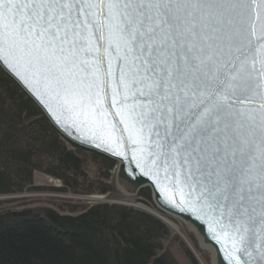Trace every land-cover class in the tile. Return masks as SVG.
Masks as SVG:
<instances>
[{"label": "snow or ice", "instance_id": "6c2138e0", "mask_svg": "<svg viewBox=\"0 0 264 264\" xmlns=\"http://www.w3.org/2000/svg\"><path fill=\"white\" fill-rule=\"evenodd\" d=\"M0 63L264 264V0H0Z\"/></svg>", "mask_w": 264, "mask_h": 264}, {"label": "trees", "instance_id": "16d2710c", "mask_svg": "<svg viewBox=\"0 0 264 264\" xmlns=\"http://www.w3.org/2000/svg\"><path fill=\"white\" fill-rule=\"evenodd\" d=\"M70 147L0 66V264H182L167 243L173 231L158 216L134 205L85 203L89 194L117 193L111 176L117 165L110 158ZM90 162L99 166L94 179ZM36 172L60 179L63 186L35 185ZM49 191L81 199L23 196ZM151 196V190L143 188L138 200L152 206ZM46 199L63 202L66 213L25 207ZM181 247L189 264H200L184 243Z\"/></svg>", "mask_w": 264, "mask_h": 264}, {"label": "water", "instance_id": "95a60500", "mask_svg": "<svg viewBox=\"0 0 264 264\" xmlns=\"http://www.w3.org/2000/svg\"><path fill=\"white\" fill-rule=\"evenodd\" d=\"M0 66L3 71L8 73L14 79V81L22 87L24 92L27 93L35 103H37L39 108L49 119L50 123L55 126L59 134L62 135V137L65 138L71 145H74L75 147L77 146L85 151H90L97 155H102L108 159L110 158L119 165L118 172L116 174V183L119 187L123 188L125 193L132 195L143 188H149L151 190L153 201L155 202L156 207H158L159 210L165 214L181 219L187 226H189V228L195 232L196 237L199 239L201 245L212 251L214 264H228L225 254L221 251H218L221 246L213 240L208 223L198 219L196 215L191 214L188 211H180L177 207H174L171 203L167 202L166 199L157 191L152 177L150 175H143L139 170H135V166L128 160H122L121 157L114 155L112 152L106 150V148L97 146L98 142L94 143L85 139H81L78 135L73 134L70 129L66 130L64 127L58 124L53 115L50 114L45 104L36 95H34L7 66H5L3 63H0ZM130 172H134V181L128 178ZM148 211L152 215L158 216L156 212L150 210Z\"/></svg>", "mask_w": 264, "mask_h": 264}, {"label": "rangeland", "instance_id": "374dc122", "mask_svg": "<svg viewBox=\"0 0 264 264\" xmlns=\"http://www.w3.org/2000/svg\"><path fill=\"white\" fill-rule=\"evenodd\" d=\"M64 140L66 141L67 146L70 147L71 144L69 142H67V140L65 138H64ZM88 152H90V151H88ZM116 165H117L116 168L111 171V176H112L113 185H114V187H116L117 193H115V194L112 193L110 195H105V194H101V193L89 194V195L84 196L85 200L87 199L86 200L87 202H85V203L86 204H93V203L95 204V203H100V202H109V203L114 202V203H118V204H125V205H131V206L134 205V206L141 208L143 210L146 209L147 211L150 210V211L155 212L156 209L154 207L156 206V204L153 201V196H151L152 197V199H151L152 203L151 204H153V205L150 206L147 203H145L144 200L143 201L140 199L138 200V198H139L138 193L143 189H141L140 191H138L135 194L128 195L127 193L124 192L122 187H119L117 185L116 174L118 172L119 165L117 163H116ZM89 167H90V170H89L90 177H92L93 179L96 178L94 176L96 173H98L99 166H97V164L95 162H90ZM50 178L54 179L52 177H49L48 175L36 172L34 175L35 185L42 186V187H45V186L54 187V188L63 186V183L60 179L55 178L54 181H51ZM34 195H35V197L40 198V199H45L46 196H48V197H53V196L56 197L57 196L58 199H64V200L71 199V200H77L78 201V199H81L80 195L74 196L71 193L62 194V193H58V192L54 193L51 191H49L45 194H39V193L28 194L27 193V194H24L23 196L30 197V196H34ZM93 195H97V196L103 195L104 197L101 198V200L98 202H93V201L89 200L88 198H86V197L93 196ZM23 196H21V197H23ZM27 205L28 206H25V207H28V208H31L34 210L35 209L41 210L42 208L49 207V208H52L56 211L58 210L62 213H66L65 209H63V208H65V204L63 202H60V201L55 202V201H50L48 199H46L45 201L44 200L43 201L42 200H35L34 203L27 204ZM173 218H174L175 228H179L177 230L175 228L171 227L170 224L165 222L163 220V218H161V219L165 223H167L173 231L174 236L167 243L170 242L169 244L171 245V249L175 252V255L177 256L178 261H181L182 264H189V261L185 257L184 250L181 247V244L184 243L187 246V248L192 251L196 260H198V262L200 264H214L212 251L210 249H206L205 247H203L201 245L199 239L196 237L195 232L191 228H189V226H187L181 219L175 218V217H173ZM173 238H178L179 240L178 241L175 240L172 242Z\"/></svg>", "mask_w": 264, "mask_h": 264}, {"label": "bare ground", "instance_id": "6f19581e", "mask_svg": "<svg viewBox=\"0 0 264 264\" xmlns=\"http://www.w3.org/2000/svg\"><path fill=\"white\" fill-rule=\"evenodd\" d=\"M51 179V178H50ZM51 181H54V179H51ZM104 196L103 195H100V196H97V195H93V196H89V197H86V198H88L89 200H91V201H93V202H98V201H100L101 200V198H103ZM85 199V198H84ZM87 200V199H86ZM157 214H158V216L160 217V218H163V220L165 221V222H167L168 224H170L171 225V227H173V228H175V223H174V221L173 220H171V219H167V218H165L164 216H162L161 215V213H159L158 211H155ZM165 214V213H164ZM166 215V214H165ZM176 230L177 229H179V228H175Z\"/></svg>", "mask_w": 264, "mask_h": 264}]
</instances>
